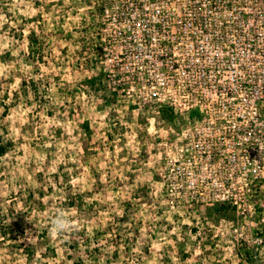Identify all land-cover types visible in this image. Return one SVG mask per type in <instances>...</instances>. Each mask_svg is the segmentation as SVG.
<instances>
[{"label":"rangeland","instance_id":"1","mask_svg":"<svg viewBox=\"0 0 264 264\" xmlns=\"http://www.w3.org/2000/svg\"><path fill=\"white\" fill-rule=\"evenodd\" d=\"M133 1L0 0V264H264L263 188L221 214L170 185Z\"/></svg>","mask_w":264,"mask_h":264},{"label":"built area","instance_id":"2","mask_svg":"<svg viewBox=\"0 0 264 264\" xmlns=\"http://www.w3.org/2000/svg\"><path fill=\"white\" fill-rule=\"evenodd\" d=\"M125 8L147 35L148 75L139 76L137 60L135 79L154 111L168 108L178 126L164 143L170 185L195 202L251 207L264 189V0H138Z\"/></svg>","mask_w":264,"mask_h":264},{"label":"clouds","instance_id":"3","mask_svg":"<svg viewBox=\"0 0 264 264\" xmlns=\"http://www.w3.org/2000/svg\"><path fill=\"white\" fill-rule=\"evenodd\" d=\"M72 226L67 214L60 211L51 222L50 233L54 237H59L61 233L66 232Z\"/></svg>","mask_w":264,"mask_h":264},{"label":"trees","instance_id":"4","mask_svg":"<svg viewBox=\"0 0 264 264\" xmlns=\"http://www.w3.org/2000/svg\"><path fill=\"white\" fill-rule=\"evenodd\" d=\"M34 39H35L34 37L33 38L30 37V43L32 44V46L36 44V41H34ZM161 114L164 117L168 118V120L172 118L171 112L166 107H163L161 109ZM6 146L7 144L3 143V141L0 139V154H4L6 152ZM211 209L216 210V212L221 213V214L226 211L233 210V208L230 207L229 205L221 204V203L214 204V206H212Z\"/></svg>","mask_w":264,"mask_h":264}]
</instances>
